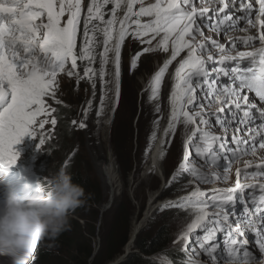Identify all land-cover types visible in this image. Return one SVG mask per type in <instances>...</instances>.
Returning <instances> with one entry per match:
<instances>
[{
  "label": "snow or ice",
  "instance_id": "6c2138e0",
  "mask_svg": "<svg viewBox=\"0 0 264 264\" xmlns=\"http://www.w3.org/2000/svg\"><path fill=\"white\" fill-rule=\"evenodd\" d=\"M240 2L244 15L233 19L225 10L230 4L234 6L237 0H201L199 9L193 0H155L147 6L144 0H90L83 21V42L78 47L77 36L85 0H0V174L7 173L19 158L20 153L14 146L25 136L36 138L37 123L41 130L48 123L53 126L57 124L52 117L56 110L47 105L45 97L55 98L57 75L64 72L69 63L71 70L67 74L72 76L76 74L73 70L77 69L78 60L87 61L89 65L96 61L98 34L103 37V51L99 53L100 68L85 67L84 78L91 82L95 97L96 78H99L103 89L107 83L105 77L109 54L113 53L115 97L119 101L121 47L126 36L131 35L149 45L159 37L156 47L165 53L170 51V59L164 61L152 78V98L157 96L172 62L182 52L186 53L175 69L176 83L170 96L172 112L166 134L174 132L181 118L185 125H192L193 130L185 140V155L173 175V181L181 173L189 172L196 183H228L232 162L240 163L247 155L257 156L256 137H260L258 148L264 149V122L256 128H248L246 136L240 134L244 131L240 125L247 126L253 122L252 109L256 108L255 104L249 102L248 95L242 93L245 90L254 92L264 101V31L258 36L262 47L255 51L238 52L236 56L230 55L224 44L213 40L211 47L218 51L220 65H224L225 61L249 58L252 66H234L230 69L221 66L209 70L206 64L214 59L206 45L210 38L204 36L197 21L208 19L211 30L217 32L221 31V26L227 24L230 28L241 19L246 20L252 28L257 24L264 28V20L258 18L254 22L248 18L253 5L245 4L243 0ZM209 3H218L222 7L210 9L207 6ZM109 4L114 7L110 18L105 19L104 10ZM137 4L139 9L134 11ZM258 4L259 16H264V0H258ZM122 7L126 11L123 18L118 19L117 10ZM209 11L223 15L217 14L213 19L206 16ZM66 15L67 20L62 23ZM141 17L151 19L142 21ZM117 23L119 31L114 35ZM144 37L150 39L144 41ZM254 39L257 37L249 35L243 42L248 44ZM113 40L115 44L110 47ZM152 50L144 49L145 52ZM138 59L139 54L132 58L133 69ZM212 72H215L214 77ZM221 75L228 77L227 83H221ZM198 90L201 93L199 100ZM103 106L104 97L101 96L98 116ZM91 108L92 102L88 101V107L84 110L85 119ZM257 111L260 120L264 121V109ZM211 116H215V124L220 128L221 135L210 130L208 117ZM38 117L45 119L38 121ZM47 117L52 118L49 120ZM79 127L86 125L81 121ZM229 133L234 147L228 143ZM154 139L155 134L151 140ZM44 143V134L41 133L37 148ZM150 147L151 143L145 155ZM192 147L196 156L203 159L202 165L190 161L189 149ZM220 150L232 154L230 162L222 166L223 175L211 171ZM252 167L251 161L243 160L244 169ZM255 167L256 171L244 172L243 180L242 169L237 167L234 186L215 188L210 193L196 187L179 201L163 206L189 211L192 217L174 241L182 244L180 251L185 256L182 264H264V258L256 259L245 247L248 244L246 233L254 232L259 252L264 254V183L259 184L260 195L245 192V189L255 187L246 182L248 177L256 180L264 176V157H260ZM39 188L38 183L37 190ZM237 204L240 205L239 209ZM218 233H223L222 241L217 238ZM201 254L207 260L199 259Z\"/></svg>",
  "mask_w": 264,
  "mask_h": 264
},
{
  "label": "rangeland",
  "instance_id": "374dc122",
  "mask_svg": "<svg viewBox=\"0 0 264 264\" xmlns=\"http://www.w3.org/2000/svg\"><path fill=\"white\" fill-rule=\"evenodd\" d=\"M89 2H90V0H85V7H86L87 3H89ZM194 4H195V1H194ZM147 5H145V6H147ZM213 6H215V7L217 6L216 8H220V5L218 3H213V5L210 4L208 7L212 8ZM113 7H114L113 4H109L106 6L104 11L107 13V16H109V17L111 16V9ZM138 9H139V4L136 5V7L134 8V11H138ZM124 12L125 11L123 10V7L121 9L117 10V18H120V19L123 18ZM140 19L142 21H146V20H150L151 18L141 17ZM201 21H202V19H198L197 22H198V24L203 26L204 36L210 38L209 40L206 41V45H207V47L210 46L211 53L213 52L219 56L218 51L211 47V42L213 40L217 41L218 43L224 44L225 48L227 50H230V48H231L230 46H232V48H238L239 47L238 51H236L234 53H230V55H233V56H236L237 53L241 52V51H249V50H243V48H242L243 46H242L241 42L237 41V38L242 37V36H246L247 34H249L245 28H240V29H236V30L228 29V31H230L231 34L229 32L223 34V32L220 31V33H219L220 37L218 38V36L211 35L209 27H206L208 22H203V21L201 22ZM209 24H210V21H209ZM116 26H117V31H118L119 30V24L117 23ZM224 32H226V31H224ZM233 34H236V35H233ZM231 36L232 37L236 36V37H234V39H230ZM130 39H132L131 36H130ZM148 39L149 38L147 37V40ZM198 41H199V38H198ZM209 41H211V42H209ZM157 43H158V40H155L151 45L146 46V45H144V43L142 41H137V40L126 41V43L123 45L122 50H121V77H120L121 100L119 99L120 104L117 103V101H116V103L114 102V105H113L112 95L114 96L115 91H114V93H112L113 92L112 76L114 75V66H113V62H112L113 56L111 55L109 57V59H110L109 60V67H108L109 69H108L107 75H106L107 85L103 89L101 88V85H99V84L96 86V88H97L96 94H98L97 95L98 99L100 98V96L102 94V90L104 91L103 94L106 95V97L104 99L103 111L101 112V114L99 116L97 115V111L100 109V103L98 102V100L95 104L92 100H90L94 104L95 110L92 112V108H91V110H89V112H88L86 119L84 117L83 108L80 111V114L82 115L83 119L86 121L88 128L86 130H84L85 133H84V136L82 137L81 146L77 147V145L75 144L72 146V149L75 150V153H74L75 156L80 155L81 158H79V159L81 160V162H83V164H85L87 166L86 170H88V174L92 175V173H94V175L96 176L102 190H104V192L106 193V199H107L106 203H107L108 198H109V192H108L107 188L105 187L103 179H101V177L99 175V171H96L97 168H96V164L94 162L93 153H92V152H94V147H97V146H95L94 141H97L98 136L100 137L99 133H100L101 125L104 123H107L109 126V142H110L112 149L114 150V154H115V149H116L115 148V141H117L118 144H122V140H119L117 137L118 129L122 128V131H124V130H126L127 132L130 131V135L128 136V138L134 137V138L138 139L137 142L134 141L135 143H132L130 141H126V150H129L130 148L135 146V150L133 152L132 157L134 159L136 156H137V159L144 158V157H146V155H145L146 148L149 146L150 143L154 144L156 137H158L159 131L163 127V126L161 127V125L164 122V119H165L167 111H168V107L170 106V100H169V93L170 92L169 91H170L171 85L173 83L172 75H170V73L169 74L167 73L164 76L162 83H161V86H160V90H159L157 96L155 98H152V90H151V86H150L151 82H152V78L155 75V73L161 68L164 61L167 58H169L168 57L169 52L165 53L162 50H160L159 48H157L156 47ZM146 48H152L154 50L145 52L144 49H146ZM130 51H133L134 54H139L137 66L134 69L131 67V60H130L129 56L127 55V54H129ZM141 66L145 67L146 71H144L142 74L135 77V80L133 81V87L135 88V93L133 94L132 99L128 105V99H126V98H125V100L122 99L123 93H125V97L129 93V90H125L126 87H129V79L127 77V74H128V72L130 75L136 73L135 69L139 71ZM176 67H177V65L175 64L173 67H169V68L175 70ZM67 70H71V67L69 65L66 66L65 71H67ZM73 71L75 72V70H73ZM68 78H70V77H67V78L61 77V80L62 81H68L69 80ZM80 81H81V83H84L85 85H87L83 78H80ZM69 87H70V84H68L67 88H69ZM138 89L141 91V94L143 92L142 95H145L146 106H145L144 110L142 111L143 112L142 115L138 114V110H140V105H139L140 103L138 102ZM68 97H69V94H67L65 96V99H67ZM74 99L78 100L79 97L74 96ZM113 106H115V107H113ZM131 107H133V108H131ZM256 107H258V106H256ZM138 117H139V122H138V124H136V119ZM43 119H45V118H43ZM39 120L40 119H38V121ZM182 121H183V118H181V121L176 124L174 132H169V135L167 136V137L171 138V136L173 134L171 143L169 142L168 148H167V142L165 145L167 150H166V156L164 158V166H165V168L163 167L164 175L166 173L165 171L169 172L170 175L174 174L177 171L178 166L182 162L183 156L185 155L184 145H185V140L187 139L186 136L188 133V128H187V125H185ZM37 125H38V128L35 130L36 131V137H38L39 134H41L43 131H47L49 126H52L51 123H48L44 126V129L41 130L39 128L38 123H37ZM160 127H161V129H160ZM131 128L134 130V132L131 131ZM131 132H132V135H131ZM153 134H155L154 141L151 140ZM30 138L31 137L25 138V139H30ZM55 142H56V139L54 138V143ZM68 142H70V140ZM68 142H65L64 145L59 142L61 145V149H60V151H58V156H57L58 160L63 159L62 158L63 157L62 153L64 151L63 147L64 146L66 147L68 145ZM20 144L21 143H19V146L21 148ZM29 144L30 143H24V145H26L28 147L31 146ZM17 146H18V144L14 146L15 149L17 148ZM72 149L70 151H68L66 153V155H68L71 151H73ZM190 150L192 152V156L190 158V161L192 163H196V164L198 163L199 165H202L204 163V161H203V159H200V157L196 156L195 148L192 147ZM261 151L264 154V149L259 150V152H261ZM115 157H116V154H115ZM196 157L198 160H196ZM116 160H117V157H116ZM195 160H196V162H195ZM77 162L79 163V161H76L73 166H75V164ZM118 165H119V163H118ZM119 168H120V166H119ZM211 170H214L215 172L223 175V171H222L221 167L216 168V167L212 166ZM155 172L148 174L147 177H142L141 176L142 173H140L139 176L137 173H135L134 176L131 175L129 177L128 181L125 180V177L122 173L123 183L121 182L122 183L121 185L123 187L121 189L118 188V191H120L121 193L118 195L117 198H115V202H114L115 205H112V207L109 209V211L113 210V208H115V209L120 208L122 206L120 201H123L124 197L127 196V198L132 203V207L134 208V215L131 218L132 220H130V222H131L130 237L132 235V232L134 233V231H135V230L133 231V224H134L135 220L136 221L137 220H144V218L148 217L147 214H148L149 207H150L149 206L150 199L153 197V199H157V201H159V199L161 198L160 197L161 194H159L160 192H162L161 180H160V176L158 175V173L157 172L155 173ZM90 175H89V177H90ZM172 181H173V177H172ZM174 181L179 182V181H176V179ZM235 181H236V176L231 171L230 179H229L228 183L217 181V183L214 185V187H217V188L231 187V186H234V184L232 185V182L234 183ZM250 182H252V183L255 182V184H254L255 188L259 187L260 183H264V182H260L259 179L256 181H250ZM166 183H168L167 180H166ZM176 184H178V183H176ZM196 187L203 188V186H201L200 184H193L191 189H194ZM175 188H176V186L172 187V184H170L167 189H175ZM212 188H210V189H212ZM248 189H245L246 193H247ZM100 195L101 194L99 193V196ZM178 195H180V194H177L173 197H169L170 198L169 200L174 199ZM147 205H148V208H147ZM121 209H122V207L120 208V210ZM144 211H145V214L143 215ZM191 218L192 217H191L189 211H185L181 214H177L176 212H174L172 210L165 211L163 208V210L161 209L155 217H151L148 220L149 222L145 226V230L142 232V234L144 237H146V236L153 237L159 230L169 229V230L174 232V237L176 239L180 230L188 222H190ZM104 226L106 227V229L100 231V236L96 240L97 249H98V247L100 249V247L103 246L102 235H104L109 230L108 223L104 224ZM41 241H43V239L40 240L39 243ZM170 247L172 248L171 244H170ZM36 249H37V247L32 252V254L29 256L28 264H32V257H34L36 255ZM125 249H126V247H125ZM55 252L58 253V249L55 250ZM123 253H124V249H123ZM137 254L141 255V253H139L138 249H137ZM161 255H162V253L161 254L159 253L157 256L153 257V259H151L152 263L154 264L155 262H158L159 264H161V261L157 260V258H159ZM129 256L126 260H124V257L122 255H120L116 260L121 261L118 264H126L131 259ZM255 256H257V254ZM163 257L165 258V256H163ZM202 259L203 260L205 259L204 255H202ZM116 260H114V261H116ZM114 261H112L111 263L109 262L107 264H112ZM0 264H12V260L8 256L0 255ZM60 264H62V262H60ZM164 264H168V263L164 262Z\"/></svg>",
  "mask_w": 264,
  "mask_h": 264
},
{
  "label": "clouds",
  "instance_id": "9594fccd",
  "mask_svg": "<svg viewBox=\"0 0 264 264\" xmlns=\"http://www.w3.org/2000/svg\"><path fill=\"white\" fill-rule=\"evenodd\" d=\"M63 23H65V21ZM131 38L132 39H126V41H141L140 39H135L132 36ZM158 39L159 37H157L156 40ZM97 40L96 63L91 67L98 70L100 68L99 53L103 51L102 35L98 34ZM143 40L147 41V37H144ZM154 41L155 40H153L152 43ZM82 42L83 38L77 42V46L79 47ZM125 43L126 42L124 41L122 47ZM114 44L115 40L110 42V47ZM144 45L147 46L149 44L144 43ZM168 54L170 55V51ZM111 55L113 56V53H110L109 57ZM179 61V58L175 61L177 66ZM108 67L109 63L106 71H108ZM167 73L172 75L173 83L171 87L173 90V86L176 83L174 76L175 70L168 68L165 75ZM80 78H83L87 85L81 83ZM112 82V93H114V75L112 76ZM68 84H70L69 88H67ZM98 84L101 85V82L97 77L96 86ZM103 92L104 91L102 90L101 96L105 99L106 95H104ZM67 94H69V97L65 99ZM97 95L98 94H95V97H93L91 82L84 78V73L82 72H78L76 74V80H74V82L62 81L59 93L56 94V99H48L47 101V105L56 110L52 114V117L57 120V124L55 126H49L48 130L44 133L45 143L37 148L39 143L33 145L34 143L30 142L29 145L31 146H29L25 151H23V149H25L26 146L20 148L18 144L16 151H18L20 155L15 165H13L7 173L0 174V255L8 256L12 260V264H28V258L36 247V255L32 257V264H38L39 261L41 262V258L46 257V253L50 252H53L55 256H65V254L59 253V248L54 242L50 241L49 236H57L62 231L67 229L69 212L80 206L77 210L79 211L88 201L87 194L84 193V189L80 185L73 182L72 175L64 168H61L59 171L55 170V174H53L52 169L42 166L40 161L44 159L52 160L54 149L49 138H56V140L63 145L65 143V138H71L73 145L76 144L77 147L81 146L82 137L85 133L84 130H86L88 126L82 115L79 114L80 109L83 108V110H85L88 107V101L90 100H92L94 104L97 100L100 103L101 96L98 99ZM74 96L79 97V99L75 100ZM112 99L114 105L116 98H114L113 95ZM56 101H59V103ZM94 104L92 103V112L95 110ZM52 117H48V119L50 120ZM73 121H76V123L74 124ZM81 121L85 123L86 127H79V123ZM64 124L70 126L64 127ZM187 128L188 133L186 137L188 138V136L191 135L193 127L192 125H187ZM36 129L37 128H35V130ZM72 130L80 131L83 136L78 138V134ZM40 137L41 134H39L37 139L39 140ZM25 138L29 137L25 136L22 139ZM196 160H198L197 157ZM48 173L51 174H49L46 178ZM84 173H88V170H85ZM180 175L176 178V181L180 182L182 180ZM193 180V178H188L185 181V184L193 182ZM38 183L40 184V188L37 190ZM193 183L198 184L196 182ZM203 184L205 188L212 186L210 183ZM112 205L113 204H111V206ZM98 207L101 213L100 223L98 225V229L100 230L103 216L107 213H112V211L107 209V211L102 213L101 206ZM69 219L76 220L82 225L85 224V222L78 215H73V213ZM42 239L44 240L38 244ZM136 243L137 242L135 241V247L131 251V255L129 256L130 258L137 254ZM57 249L58 253L55 252ZM43 251L45 254H42ZM170 260L178 262V257L172 255ZM42 264H47V262L45 261V263Z\"/></svg>",
  "mask_w": 264,
  "mask_h": 264
},
{
  "label": "trees",
  "instance_id": "16d2710c",
  "mask_svg": "<svg viewBox=\"0 0 264 264\" xmlns=\"http://www.w3.org/2000/svg\"><path fill=\"white\" fill-rule=\"evenodd\" d=\"M126 38L130 39V36H126ZM124 41L126 42V39ZM127 55L129 56L130 60H132L131 57L135 56L133 51H130ZM144 71H146V68L141 66L139 71L135 69L136 73L130 75L128 72L127 74L129 79V87H126L125 90H129V93L126 97L125 93H123L122 99H128V105L133 94L135 93L133 81L135 80L136 76L142 74ZM138 102L140 103V110H138V114L142 115V111L146 106V102L145 95H142L139 89ZM136 120V124H138L139 117ZM69 126L70 125L64 124V127ZM72 131L78 134V138L83 136L80 131ZM131 131L134 132L132 128ZM129 135L130 131H122V128H119L117 137L119 140H122V144H118L117 141H115V154L117 157V162L119 163L120 170L122 171L126 181H128L132 173H137L139 176L148 156L147 154L146 157L139 159H137V156L136 159L132 157L134 146L129 150H126V141L134 143V137L128 138ZM69 140L70 142H68ZM65 142H68V145L67 148L65 146L63 147L64 151L62 153V158H66L68 155H71V158H68L69 156L67 157V162H72L68 173L72 175L73 182L80 185L84 189V193L87 194L88 200L79 211H77L79 209V207H77L71 210L69 214L73 213L78 215L85 222V224L82 225L80 222L68 218V227L66 230L62 231L57 236H49L50 241L54 242L59 248V253L65 254V256H55L53 252L46 253V257H42L41 262L39 261L38 264H42L43 262L45 263V261L47 264H60V262H62V264H107L119 255L123 254V249L129 241L131 231L130 220H132L131 218L134 215V208L132 207L131 201L126 196L124 197L123 201H120L122 204L121 210V207L117 209L113 208V210H111L112 213H107L103 216L100 231L106 229L104 226L106 223L109 225V230L104 235H102L103 246L100 247L96 257L93 258V254L96 250V240L99 236L97 229L100 223L101 213L98 206H102L106 203V193L104 190H102L94 173H92L93 176L88 173H84L87 166L79 159L81 158L80 155L75 156L72 151L66 155V153L72 149L73 143L71 138H65ZM76 161H79V163L77 162L75 166H73ZM166 175L167 178H170L171 176L167 171ZM187 177L188 173L183 172L182 175H180L182 180L177 182L178 185L175 183V181H172V187L176 186V188L166 189L162 196L163 199L173 197L176 194L189 190V188L192 187L194 183L188 182L185 184V181L188 179ZM98 192L102 196H99ZM164 210L169 211L172 209L164 208ZM175 240L174 232L169 229L159 230L153 237H144L143 234H140L136 240V248L140 251L141 255H133L126 264H153L151 259H153L154 256H157L159 253H162L159 258H166L165 260L168 262L170 261L172 255L177 256L178 264H182V261L185 258L184 253L180 251L182 245L174 243ZM170 244L172 245V248H170ZM42 254H45V252L43 251ZM163 256H165V258ZM154 264L159 263L155 262ZM161 264L164 263L161 262Z\"/></svg>",
  "mask_w": 264,
  "mask_h": 264
},
{
  "label": "bare ground",
  "instance_id": "6f19581e",
  "mask_svg": "<svg viewBox=\"0 0 264 264\" xmlns=\"http://www.w3.org/2000/svg\"><path fill=\"white\" fill-rule=\"evenodd\" d=\"M145 1H147V0H144V4H146ZM148 4H150V3H148ZM251 4L253 5V8H252V12L250 13V15H252L250 19H252L254 22H256L258 18L260 20H264V16H259V11H258L259 10V6L257 5V3L254 2V3H251ZM221 6L222 5H220V7ZM123 10L126 11L125 8H123ZM229 10L231 12H228V13H233L235 18L238 17V16H243L244 15V12L241 13V11H237V10H233L232 11L231 9H229ZM206 16H208V13L206 14ZM201 19H202L203 22L207 21V19H205V18H201ZM146 21H148V20H146ZM236 25H237V28L231 29V30L245 28L248 31V33H249L246 36H242V37L237 38V41L239 39L238 42H241V44L243 46L242 47L243 50L255 51L256 49H258V47L261 46V43H260V41L258 39V36H259L261 31H264V28H261L259 24H257V27L252 28V27H250V25L244 19L238 20V23ZM225 29H223L224 31H226L224 33H227V32L230 33V31H228L227 28H225ZM233 35H236V34H233ZM249 35H251L253 37H257V39H254L253 41L249 42L248 44H245L243 42V40H244L245 37H247ZM128 36H131V35H128ZM148 38H150V37H148ZM207 50H208V52L211 53L210 46L207 47ZM184 56H185V53L182 52L178 58L182 59V58H184ZM168 57L169 58H167V59H170V55ZM256 59L258 61L259 57H257ZM174 65H175V61H173L172 64L169 67H173ZM244 65H245V67L252 66L251 60L249 58H245L243 60V64L241 65V67L243 68ZM245 91L248 92L247 90H245ZM171 92H172V87L170 89L169 97L171 96ZM248 95H249V98L252 99L251 103L255 104L256 106H258L256 108L252 109V114H253V116L256 114L255 122L256 123L260 122L259 112L257 111V109H261V108H260V106L257 103L254 102V100L256 99V95H255L254 92H248ZM114 98H116L115 94H114ZM119 99L121 100V95H119ZM116 101L117 100H115L114 102L116 103ZM117 103H119V101ZM80 111H81V109H80ZM168 111L169 112L167 113L166 124L159 131V135H158V137H156V139L154 141V144H151V147H150L151 149H150V151L147 152L148 156L146 155L147 156L146 163L143 166L142 171L140 172V173H142V175H141L142 177H147L148 174L154 173L155 171L158 173V175L160 176V180H161V190H162V192L159 193V194H161V196H160L161 198L159 197L160 199H159V201H157V199H153V197H152L150 199V202H149V206L150 207H149V211H148V214H147L148 217L144 218V220H137V221L135 220V222L133 224V231L134 230L135 231H134V233L132 232L131 237L129 236L130 237L129 241L126 244L127 246H125L126 249L124 247V253L122 254V256L124 257V260H126L128 258V256L131 255V251L135 247V241L137 240L138 235L142 234V232L145 230V226L149 222L148 220L151 217H155L157 215V213L162 208H171L172 211L176 212L177 214H181V213L185 212V210H182L181 208H178V207H163V206L168 204L169 202H177V201H179L182 197L187 196L192 190H194V189H191L192 187H190L189 190H186V192L184 191V193L181 192L182 194L179 193L180 195L176 196L174 199H171V200H169L170 198L163 199V197H162L163 196V192L169 187L170 184H172V177L174 175V174H171L170 178H167L166 173H165V175L163 173L164 172L163 171V167L165 168V166H164V158L166 156V150H167L165 145H166V142H167V148H168L169 142L171 143L172 136H173V134H172V136L170 138V137H167L169 135V132H167V134H166V131L169 128V123H170V119H171V112H172L171 102H170V107H168ZM68 115H69V113H68ZM167 122H169L168 125H167ZM99 135H100V137L98 136L97 141H94L95 146H97V147H94V152H92V153H93V159H94V162H95L96 168H97L96 171H99V175H100L101 179H103L105 187L107 188V190L109 192V198H108L107 203H105V204H103L101 206L102 210H106L107 211V209H110L112 207V206L109 207L110 202L113 205H115V203H114L115 202V198H117L118 195L121 193L120 191H118V188L121 189L123 187L121 185L123 183V180H122V171L119 168V165L117 163V160H116V157H115V154H114V150L112 149V147L110 145V142H109V126H108L107 123H104V124L101 125V129H100ZM242 136H246V135L242 134ZM49 140L52 142L53 149H54V154L52 155V160L44 159V160L40 161V164L42 166H45L46 168H51L53 174H55V172H54L55 170L59 171L61 168H64L67 172H69V167L72 164V162L70 161L68 163L67 162L68 161L67 157L63 158L61 160H58L57 156H58V151H60V149H61V145H60V143L57 140L54 143V138L53 139L49 138ZM137 140L138 139L134 138V141L137 142ZM30 142H33L34 143L33 145H35L36 143H39V140L37 139V137L35 139H33V138L22 139L21 142H20L21 143L20 144L21 148L26 146V145H24V143H30ZM27 148H28V146H26L25 149H23V150L25 151V150H27ZM134 150H135V146H134ZM189 151L191 152L190 149H189ZM72 152L74 154L75 150H73ZM162 154H163V157H162ZM261 154L264 157V154L262 153V151H261ZM191 156H192V152H191ZM191 156H190V158H191ZM68 158H71V155H69ZM135 159H136V157H135ZM200 159H202V158H200ZM182 161H183V159H182ZM197 165H199V164L197 163ZM213 166L216 167V168L219 167L216 163ZM212 171H214V170H212ZM48 172H49V170H48ZM187 173L189 174V172H187ZM49 174H51V173H48L46 178L49 176ZM131 175L134 176L135 173H132ZM258 179H259V177L256 178V180H258ZM166 180L168 181V183H166ZM256 180L252 179L251 181H256ZM216 183H217V181L215 183H210L212 186L208 187V188H205L204 184L200 183V185L203 186V188H200V189H201V191L206 192V191L210 190V188L214 187V185ZM253 184H255V182H253ZM236 207H237V209H239L240 205L237 204ZM147 208H148V205H147ZM144 214H145V211H144L143 215ZM73 215H75V214H73ZM71 216H72V214H69L68 218H71ZM97 233L100 236V230L99 229H97ZM130 234H131V232H130ZM247 234H248V232H247ZM251 235H254V233L251 232ZM217 238H219L222 241L223 234L218 235ZM249 238H255V237H251L250 234H249ZM38 244H40V243H38ZM180 245H182V244H180ZM189 246H190V248L192 247L191 245H189ZM249 248L253 250L252 246L249 247ZM98 251H99V247L97 249V246H96V250H95V252L93 254V258L96 257ZM139 253H140V251H139ZM256 254L257 255L260 254L259 250L257 251ZM118 257H116L114 260H116ZM114 260H112V261H114ZM157 260H160L162 263H164V262L165 263H169L165 259L157 258ZM112 261H110V263ZM116 262L120 263L121 261H119V260L117 261L116 260L115 263Z\"/></svg>",
  "mask_w": 264,
  "mask_h": 264
},
{
  "label": "water",
  "instance_id": "95a60500",
  "mask_svg": "<svg viewBox=\"0 0 264 264\" xmlns=\"http://www.w3.org/2000/svg\"><path fill=\"white\" fill-rule=\"evenodd\" d=\"M167 113H168V111H167ZM166 120H167V114H166V117H165L164 122L162 123L161 127L164 126V125L166 124ZM168 123H169V122H167V125H168ZM161 127H160V129H161ZM111 204H112V203L110 202L109 207L111 206ZM109 207H108V208H109ZM105 211H106V210H102V213H104ZM114 263H115V261H114ZM114 263H113V264H114ZM115 264H118V263L116 262Z\"/></svg>",
  "mask_w": 264,
  "mask_h": 264
}]
</instances>
